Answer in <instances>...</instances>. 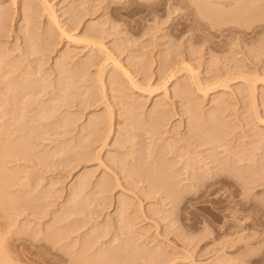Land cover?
I'll return each instance as SVG.
<instances>
[{"label": "rangeland", "instance_id": "obj_1", "mask_svg": "<svg viewBox=\"0 0 264 264\" xmlns=\"http://www.w3.org/2000/svg\"><path fill=\"white\" fill-rule=\"evenodd\" d=\"M29 1L0 0L1 8L11 9L0 20V144L22 139L29 146L9 152L2 162L10 176L2 191L7 199L0 208V250L9 262L93 264V254L106 252L96 264H264V0H244L258 9L249 18L232 7L215 15L219 5L205 0H48L58 19L49 17L54 15L46 4L47 14L45 0ZM116 58L143 89L131 86ZM74 66L80 71H71ZM83 69L86 81L79 78ZM99 70L106 83L97 77ZM167 70L177 75L162 85ZM183 86L189 87L195 112L174 91ZM156 101L167 103L161 105L167 114L151 113ZM149 113L160 121L170 115L168 124L160 123L166 133L175 129L172 136L163 137L161 127L155 131L163 134L152 136ZM190 115L194 121H187ZM98 116L106 124L113 118L104 126L113 128L107 129V143L103 127L101 139L97 134L104 125ZM187 125L208 129L211 135L204 137L213 134L209 141L216 142L204 141L201 127L199 134L193 130L196 135L188 131L189 139L200 138L196 144L209 143L196 150L192 138L193 152L178 142L193 152L183 149L189 162L180 154L182 146L172 144ZM168 146L181 157L174 161L177 153H168ZM200 173L207 183L195 188ZM154 180L179 184L184 192L172 197ZM58 232L55 241L48 239Z\"/></svg>", "mask_w": 264, "mask_h": 264}, {"label": "bare ground", "instance_id": "obj_2", "mask_svg": "<svg viewBox=\"0 0 264 264\" xmlns=\"http://www.w3.org/2000/svg\"><path fill=\"white\" fill-rule=\"evenodd\" d=\"M11 1H12V0H11ZM28 1H29V0H28ZM47 1H48V0H45V2H44V1L42 0L41 3L44 2V4H45L44 7L48 5V6H47V9H49L48 11H50L51 13H52V12H55V10H52V11H51V9H52L53 6L51 5V7H49V6H50V3H48L49 1H48V2H47ZM191 1H192V2L201 3L203 0H191ZM205 1H206V2H207V1H209V2L211 1V4L219 5L218 8H216V9L214 8V9H215V12H214L215 15H216V11H217V12H218V11H219V12L221 11V12L223 13V12H224L223 9H224L225 7H229V8L232 7L231 9H235V8H236L235 10H241V9H242L243 11L245 10L244 13L246 14V17H248V16L251 17L253 14H257V13H258V12H257L258 9H253V8H249V7L245 6V5H244V4H245V1H244V0H243V1H244L243 5H242V2H243V1H241V0H215L217 3H216V2L212 3L213 0H205ZM16 2H17V0H15V4H17ZM31 2H32V0H31ZM33 2H34V1H33ZM38 2H39V1H38ZM240 2H241V3H240ZM23 3H24V2H23ZM25 3H26V2H25ZM25 3H24V4H25ZM28 3H30V1H29ZM39 3H40V2H39ZM31 4H32V3H31ZM46 4H47V5H46ZM25 5L27 6V3H26ZM28 5H29V4H28ZM235 5H237V7H235ZM239 5H242V8H241V7H238ZM0 6H2V5H0ZM14 6H15V5H14ZM26 6H24V7L27 9ZM244 6H245L246 8H245ZM28 7H32V8H33V6H30V5H29ZM44 7H43V8H44ZM220 7H221V8H220ZM243 7H244L245 9H243ZM5 8H6V7H5ZM25 8H24V9H25ZM239 8H240V9H239ZM247 8H249V9H247ZM15 9H16V8H15ZM29 9L32 11L31 8H29ZM44 9L47 11L46 7H45ZM221 9H222V10H221ZM10 10H11V9H10ZM10 10H9L8 12H10ZM30 10H29L28 12H27V10H25V11H26V15H27L29 12H31ZM34 10H35V9H34ZM260 10H261V9H259V11H260ZM15 11H16V10H15ZM23 11H24V10H23ZM48 11H47V14H48ZM243 11H241L242 13L240 12L242 15H243ZM8 12H7L6 9H4V7H2V8L0 7V16H1V17H2V16L4 17L5 15H7ZM16 12H17V11H16ZM16 12L13 13V14L16 15ZM219 12H218V13H219ZM256 12H257V13H256ZM22 13H24V12H22ZM51 13H50V15H51ZM235 13H236V12H235ZM13 14H12V15H13ZM17 14H18V12H17ZM30 14L32 15V13H30ZM34 14H35V13H34ZM245 14H244V16H245ZM258 14H259V13H258ZM10 15H11V14H10ZM24 15H25V14H24ZM35 15H36V14H35ZM52 15H54V16H49V17H52L53 19H58L57 17H55L56 14L52 13ZM217 15H221V14L219 13V14H217ZM222 15H223V14H222ZM253 16H254V15H253ZM8 17H10V16L7 15V16L5 17L4 20H2V19H0V20H1V21H6V20L8 19ZM28 17H29V15H28ZM28 17H27V18H28ZM246 17H244V18H246ZM6 18H7V19H6ZM23 18H24V16H23ZM248 18H249V17H248ZM50 19H51V18H50ZM53 19H51V20L53 21ZM34 20H35V19H34ZM1 21H0V22H1ZM12 21H13V20H12ZM20 21H21V19H20ZM54 21H55V20H54ZM34 22H35V21H34ZM55 22H58V20L55 21ZM28 23H30V21H29ZM35 24H36V22H35ZM55 24H57V23H55ZM6 25H7V24H6ZM22 26H23V25H22ZM26 26H27V25H26ZM31 26H33V25H31ZM34 26H35V25H34ZM19 27H20V26H19ZM1 28H2V27H1ZM26 28H27V27H26ZM31 28H32V27H31ZM33 28H34V27H33ZM59 28H60V27H59ZM59 28H58V29H59ZM61 28H62V26H61ZM56 29H57V26H56ZM2 30H3V29H2ZM21 30H22V29H21ZM60 30H61L62 32L64 31L63 29H60ZM27 31H28V30H27ZM51 31H52V30H50V32H51ZM48 32H49V31H48ZM62 32H61V34L63 35L64 33H62ZM23 33H24V32H23ZM33 33H34V32H33ZM28 34H29V33H28ZM50 34H51V33H50ZM50 34H49V35H50ZM67 34H68V33L65 32L64 35H66V36H69V35H70V34H69V35H67ZM51 35H52V34H51ZM66 36H65V37H66ZM72 36H73V35L69 36V38L72 37ZM29 37H30V36H29ZM29 37H28V39H29ZM48 37H49V36H48ZM52 38H53V37H52ZM52 38H50V39H52ZM30 39H31V38H30ZM71 39H72V38H71ZM73 39H74V38H73ZM76 40H77V39H76ZM76 40H75V41H76ZM28 41H29V40H28ZM49 42H50V41H49ZM87 43H88V42H87ZM89 43H90V42H89ZM97 43H98V42H97ZM32 44H33V43H32ZM93 44H94V43H93ZM95 44H96V42H95ZM33 46H34V45H33ZM33 46H32V47H33ZM98 46H99V45H98ZM102 46H103V45H102ZM100 47H101V46H100ZM102 48H103V47H102ZM104 48H105V47H104ZM98 50H99V49H98ZM100 50H101V49H100ZM106 50H108V49H106ZM106 50H104V51H106ZM104 51H103V54L105 53ZM0 52L2 53V51H0ZM106 52H107V51H106ZM66 53H67V52H66ZM108 54H109V55H108V57H109L111 53H108ZM3 55H4V54H3ZM62 55H63V54H62ZM67 55H68V53H67ZM67 55H65V56H67ZM105 55H106V54H105ZM106 56H107V55H106ZM106 56H105V58H106ZM63 57H64V55H63ZM63 57H62V58H63ZM72 57H73V56H72ZM74 57H75V56H74ZM108 57H107V58H108ZM112 57L114 58L113 54H112V56H111L110 59H112ZM69 58H70V57H69ZM72 59H73V58H72ZM108 59H109V58H108ZM110 59H109V60H110ZM113 60H114V59H113ZM116 60H117V58L114 60V63H115V65H116V67L118 66V67H119L118 69H120L122 64L119 63L118 60H117V61H116ZM65 61H66V60H65ZM72 61H73V60H72ZM107 61H108V60H107ZM107 61H106V62H107ZM14 62H15V60H14ZM59 62H60V61H59ZM59 62H58V64H59ZM70 62H71V61H70ZM10 63H12V62L10 61ZM62 63H63V62H62ZM79 63H80V62H79ZM79 63L77 64V66L79 65ZM83 63H84V62H83ZM114 63H113V65H114ZM8 64H9V63H8ZM14 64H15V63H14ZM42 64H43V63H42ZM60 64H61V63H60ZM64 64H65V63H64ZM39 65H40V64H39ZM55 65H57V64H55ZM61 65H63V64H61ZM61 65H57L58 67H57V66H56V67L59 68V66H61ZM80 65H81V64H80ZM80 65H79L78 67L81 69L82 67H81ZM111 65H112V64H111ZM11 66H12V65H11ZM37 66H38V64H37ZM70 66H71V64H70ZM77 66H74V67L71 69V71H72L74 68L76 69ZM16 67H17V66H16ZM64 67H65V68H64V74H65V73H66V70H67V69L69 70V67H67V66H65V65H64ZM78 67H77V68H78ZM114 67H115V66H114ZM187 67H190V66L188 65ZM60 68H61V67H60ZM66 68H67V69H66ZM70 68H71V67H70ZM79 68H78L77 70L80 71ZM84 68H85V67H84ZM38 69L40 70V66H39ZM38 69H37V70H38ZM41 69H42V68H41ZM75 69H74V70H75ZM116 69H117V68H116ZM37 70H36V71H37ZM44 70H46V69H44ZM57 70H59V69H57ZM74 70H73V71H74ZM83 70H84V71H83ZM83 70H81V71H83V73L81 72L82 74H81V73L79 74V76H80L79 78H81L82 80L86 81L87 79H85V78H86V76H88V75H85V76H84V73H85L86 69H83ZM102 70H104V72H106L105 69H104V67H103ZM120 70H121V72H122V70H125V69L122 67ZM177 70H178V69H177ZM191 70H192V69L189 68L188 71L190 72ZM60 71H61V72L63 71V67L60 69ZM79 71H78V72H79ZM125 71H127V70H125ZM169 71H170V70H169ZM37 72H39V71H37ZM37 72H36V73L34 72V73L37 74ZM40 72H41V71H40ZM43 72H44V71H43ZM45 72H46V71H45ZM67 72H68V71H67ZM74 72H75V71H74ZM86 72H87V71H86ZM99 72H101V73H98V75L96 74L97 77H98L100 74H104V72L101 71V70H99ZM102 72H103V73H102ZM167 72H168V70H167ZM191 72H192V71H191ZM28 73H29V75L31 74L30 72H28ZM28 73H27V74H28ZM123 73L126 75V78L128 77L127 79H129L130 83L132 84V85H131V84H130V85H131V86H133V85L135 86V87H133V88H136V89H137V87H138V88H140V89H143V88L141 87V85H139V86L137 85V83H139V81H135V79H134L133 77H131L132 74L129 75V70H128L127 72H123ZM130 73H131V72H130ZM86 74H88V73H86ZM168 74H169V75H168V79H167V81H166L165 83L163 82L164 84H162V85H166V83H167L171 78H173L174 76L177 75L176 71H174V70H171L170 72H168ZM196 74H197V73H196ZM31 75H33V72H32ZM31 75H30V76H31ZM65 75H68V74H65ZM166 75H167V74H166ZM62 76H63V75H62ZM100 76L102 77L103 75H100ZM191 76H192V77L195 76V81H196V83H198V85H199L198 87L202 88V87H201L202 82H200L202 79L200 80V79H199L200 77L198 78L197 75H194V74H193V72L191 73ZM63 77H65V76H63ZM63 77H62V78H63ZM82 77H84V78H82ZM101 77H99L100 79L98 80V82H100V83H102L101 81H104V80H103V77H104V76L102 77V80H101ZM192 77H191V79H192ZM62 78H61V80H62ZM65 78H67V77H65ZM63 79H64V78H63ZM95 79H96V78H95ZM97 79H98V78H97ZM198 79H199L200 81H198ZM64 80L66 81V79H64ZM64 80H63V81H64ZM100 80H101V81H100ZM193 80H194V77H193ZM263 80H264V79H263ZM65 81H64V83H66ZM197 81H198V82H197ZM33 82H34V81H33ZM104 82H105V81H104ZM104 82H103V84H101V85H105L106 82H105V83H104ZM199 82H200L201 84H200ZM60 83H62V81H61ZM64 83H63V84H64ZM96 83H97V82H96ZM193 83H194V82H193ZM196 83H194V84H196ZM224 83H225V82H224ZM253 83H254V82H253ZM14 84H16V82H15ZM14 84H11V86H13ZM31 84H32V83H31ZM31 84H30V85H31ZM63 84H62V85H63ZM139 84H140V83H139ZM248 84H249V83H248ZM66 85H68V84L66 83ZM136 85H137V86H136ZM196 85H197V84H196ZM223 85H224V84H223ZM225 85H227V84H225ZM254 85H255V84H254ZM64 86H65V84H64ZM186 86H187V85H186ZM186 86H183V87H181V88L177 87L178 89L175 88L174 91L176 90L175 93L177 94V96H180V98L182 97V99H183V98H184V99L186 98V99L188 100V101H187V104L185 103V105L187 106V107L185 106L186 109H187V110L189 109V111L193 109V112H195V111H196V109H194L195 104L192 102L193 100H192L191 97H190L191 92H190V90H189V87L187 88ZM188 86H189V84H188ZM202 86H203V85H202ZM41 87H43V86H41ZM98 87H99V86H98ZM100 87H101V86H100ZM105 87H106V86H105ZM150 87H151V86H150ZM162 87H163V86H162ZM164 87H165V86H164ZM198 87H197V89H198ZM253 87H254V86H253ZM13 88H15V89H19V87L17 88V86H14ZM66 88H68V87L66 86ZM66 88H63V89H65V90H62L61 87H60V89H61L62 91H65V92H66V90H67ZM101 88H103L102 90L104 91V87H101ZM200 88H199V89H200ZM251 88H252V87H251ZM254 88H255V87H254ZM254 88H252V89H254ZM15 89H14V91H15ZM148 89H149V88H148ZM148 89H147V90H148ZM167 89H168V88H166L165 91L168 93V90H167ZM203 89L206 90L205 88H203ZM203 89H201L200 91H202ZM248 89H250V88H248ZM12 90H13V89H12ZM254 90H255V89H254ZM254 90H252V92H251L252 95H255V92H256V91H254ZM103 91H101V92H102V93H101V94H102V97H103V98H106V95H104L105 97L103 96V94H105V91H104V93H103ZM150 91H151V90H150ZM200 91H199V92H200ZM166 92H165V93H166ZM249 92H250V91H249ZM14 93H15V92H14ZM253 93H254V94H253ZM176 94H175V95H176ZM15 95H16V93H15ZM165 95H166V94H165ZM252 95H251V96H252ZM248 96H249V95H248ZM15 97H16V96H15ZM222 97H223V99H224V96H222ZM222 97H221V98H222ZM60 98H61V96H60ZM217 98H220V97H217ZM217 98H216L217 102L222 101V99H221V100L219 99V101H218ZM61 99H64L63 101L65 102V97H64L63 95H62V98H61ZM184 99H183V100H184ZM214 99H215V98H214ZM214 99H213V102H214ZM53 100H54V99H53ZM103 100H104V99H103ZM54 101H55V100H54ZM161 101H162V100H161ZM161 101H160V102H161ZM253 101H256V96H252V102H253ZM60 102H62V101H60ZM64 102H63V104H64ZM182 102H183V101H182ZM56 103H57V102H56ZM154 103H156V104H154V105H156V106H155V107H152V109L154 108L153 110L151 109V113H154V114L157 113L158 111H161L162 109H164V108H162V107H165V104H167V103H165L164 106H163V105H162L163 102H162V103H159V102L156 101V102H154ZM214 103H216V102H214ZM63 104L60 103V105H62V106H63ZM65 104H66V103H65ZM65 104H64V105H65ZM217 104H219V103H217ZM221 104H222V103H221ZM53 105H54V104H53ZM60 105H59V106H60ZM161 105H162V107H161ZM62 106H61V107H62ZM51 108H52V107H51ZM161 108H162V109H161ZM195 108H196V107H195ZM57 109H58V108H57ZM221 109H222V107H221ZM59 110H60V109H59ZM165 110H166V109H165ZM187 110H186V111H187ZM62 111H63V110H62ZM67 111H68V110H67ZM162 111H163V110H162ZM162 111H161L160 114L165 115L166 112H163V113H162ZM181 112H182V111H181ZM214 112H215V111H214ZM151 113H149V115H150ZM158 113H159V112H158ZM189 113H190V112H189ZM202 113H203V111H202ZM166 114H167V113H166ZM181 114H182V113H181ZM194 114H196V113H194ZM200 114H201V113H200ZM200 114H198V115H200ZM204 114H205V112H204ZM214 114H215V113H214ZM152 115H153V114H151V117H150V116L148 117V115H146L147 118H150L149 121H148L147 119H146V120H147V122H149V125H150V124L153 125V126H152L153 128H154L155 126H157V127L154 128V130H153L152 127L150 128L154 133H152V131L149 132V133H147V135L150 134V133H152L151 135L153 136V134H156L155 132H157V130H158V129H157V130L155 131L156 128L161 127V128H159V129H161V130H163L164 128H167L164 124L162 125V126H163V127H162L160 122L162 121V122L164 123V121H165L166 124H168V122H167V118H168L170 115H169V116L167 115L168 117H166V120H165L164 118H162L163 116H161V118H162L161 121H160V118H159V117H160L159 114H158L159 116L156 115V117H158V118H156L154 115H153V116H152ZM191 115H192V117H193V114H191ZM191 115L188 117L187 121L189 120V118H190V120H192V121L195 120V118H192ZM206 115H207V113H206ZM212 115H213V114H212ZM194 116L197 118V115H194ZM98 117H99V116H98ZM98 117H95L96 121H97V118H98ZM141 117H142V116H141ZM258 117H259V116H258ZM99 118H101V119H100L98 122H100V121L103 119L102 116L99 117ZM99 118H98V119H99ZM152 118H154L155 120L152 119ZM191 118H192V119H191ZM199 118H202V117L199 116ZM212 118H213V117H212ZM62 119H63V120H64V119L67 120L68 118H67V119H66V118H62ZM110 119H111V120H110ZM110 119L107 120V124H106V122L104 123V121H103L104 119H103L102 121H103V124H104V125H103V124H102L103 126H100V125H99V127H98V124H97L98 122H95V127H96V125H97L98 129H99L100 127H103V128L105 129V127H104L105 124H106V126H107V125L110 123V122L108 123V121H112L113 118L111 117ZM142 119H143V118H142ZM144 119H145V118H144ZM151 119L153 120L152 122H151ZM163 119H164V120H163ZM168 119H169V118H168ZM203 119H204V118H203ZM210 119H211V118H210ZM65 120H64L63 124L65 123V124L67 125V123H66ZM92 120H93V119H92ZM199 120H200V119H199ZM199 120H198V122H200ZM208 120H209V118H208ZM211 120H213V119H211ZM259 120H260V119H259ZM67 121H68V120H67ZM94 121H95V120H94ZM142 121H143V120H142ZM168 121H169V120H168ZM192 121H189V122H187V123L189 124V123L191 122V124H192V123H193ZM204 121H205V120H204ZM261 121H262V120H261ZM92 122H93V121H92ZM196 122H197V120H196ZM196 122H195V123H196ZM206 122H207V121H206ZM210 122H211V121H210ZM68 123H69V122H68ZM72 123H73V122H72ZM72 123H70L69 125L71 126ZM93 123H94V122H93ZM112 123H113V122H112ZM112 123H111V124H112ZM142 123H143V122H142ZM195 123H193L191 126L193 127L194 125H196ZM99 124H100V123H99ZM66 125H61V127L66 126ZM69 125H68V126H69ZM142 125L144 126L145 124H142ZM146 125H147V123H146ZM151 125H150V126H151ZM189 125H190V124H189ZM199 125H200V124H199ZM203 125H204V124H202V126H203ZM208 125H209V127L212 126V125L210 126V123H209V122H208ZM93 126H94V124H93ZM204 126H205L204 128H206V123H205ZM66 127H67V126H66ZM84 127H85V126H84ZM97 127H96V128H97ZM109 127H110V129H113V128H111V127H112L111 125H109ZM109 127H107V129H108ZM192 127H191V129H189V128H188V125H187V128H188L189 130L186 128V129H187V132H186V133H184V131L182 130V132H183L184 134H183V133H180V130L176 129V131L178 130L179 133H180L181 135L175 131L177 134H174V135H177V136H176L177 139L174 140V138L172 137V138H173V143H172V144H173V148H175V147H174V145H175L174 142L176 143V141H177V145H178L179 143L181 144V142L184 141V142H185V145H187L186 147L189 146V147H191V149L193 148V147H192L193 145H192V143L190 142V140H192L193 137H192L191 139H189L191 136L189 135V132H188V131H190V133H191V131L194 132L193 130L196 131V130L199 129L201 126H200V127L198 126V128H195V127H194L193 130H192ZM131 128H132V127H131ZM133 128H134V127H133ZM201 128H202V129H201ZM201 128H200V130H204L203 127H201ZM207 128H208V126H207ZM104 129H103V130H104ZM107 129L104 130V131H105L104 134H105L106 131H107V133H106L107 135L105 134L106 136L103 134V135H104V140H106L108 137H110V136H108V135H110L109 132H111V130L109 131V130H107ZM150 129H149V131H150ZM209 129H210V128H209ZM103 130H100V129H99L100 132L97 133V134H99L100 139H101V137L103 136V135H100V134L103 133V132H102ZM133 130H134V129H133ZM173 130H175V129H173ZM173 130H172V131L170 130L171 133H170L169 131H168V133H166L167 130L164 129V130H163V131L165 132L164 134H163V132H161L160 130H158V131H160V133L163 134V135H162L163 137H164V136L166 137L165 134L168 135L169 133H170L171 136H172V132H174ZM205 130H206V129H205ZM205 130H204V134H203V136H202V132H203V131H201L200 137L202 136L203 138H202V137H201V138L204 139V141H206L207 139H208L207 141H209V137H210L209 134L211 135V133L208 131V132H209V134H207L208 137L205 138L204 135H206V133H208V132H207L208 129H207L206 131H205ZM97 131H98V130H97ZM97 131H96V132H97ZM115 132H116V131H115ZM118 132H119V131H118ZM133 132H134V131H133ZM146 132H147V130H146ZM196 132H198V134H199V131H196ZM196 132H194L193 134L196 135V134H195ZM93 133H95V132H92V134H93ZM131 133H132V132H131ZM135 133H136V132H135ZM160 133H159V134H160ZM95 134H96V133H95ZM118 134H119V133H118ZM133 134H134V133H133ZM178 134H179V135H178ZM198 134H197V137L199 136ZM214 134H215V133H214ZM88 135H89V133H88ZM90 135H91V134H90ZM111 135H112V133H111ZM156 135H157V134H156ZM188 135L190 136L189 138H188ZM216 135H217V134H216ZM216 135H214V136H216ZM99 136H98V137H99ZM107 136H108V137H107ZM131 136H132V135H131ZM154 136H155V135H154ZM158 136H159V135H158ZM160 136H161V134H160ZM162 136H161V137H162ZM212 136H213V134H212ZM212 136H211L210 138H212ZM217 136H218V135H217ZM105 137H106V138H105ZM161 137H160V139H161ZM163 137H162V139H163ZM174 137H175V136H174ZM114 138H115V137H114ZM151 138H152V137H151ZM194 138H195V137H194ZM194 138H193V142L196 141V142H194L195 145H197V146L200 145V146H201V144H202V145L204 144V143H203V142H204L203 140H202L203 142H201V144H196V143H199V142H200V141H199L200 138H198V139L196 138V140H194ZM213 138H214V137H213ZM213 138H212L211 140H213ZM219 138H221V137H218V139H219ZM93 139H94V137H93ZM93 139H92V140H93ZM165 139H166V138H165ZM167 139H168V137H167ZM167 139H166V141H167ZM205 139H206V140H205ZM214 139H215V138H214ZM21 140H22V139H20V141L14 140V141H17V142H14V143L11 142V143H8V144H7V142H6V143H3V144H0V208H2V206H3V205L5 204V202H6L5 199H7V194L4 195V193H3L4 190H6V189L4 188V186H5L4 184L6 183L7 179L9 178L8 176H10V175L6 174L5 170H6L7 168H5V167L3 166L5 163L2 164V162H4V158H5L6 155L8 156L9 152H19V151H22V150H26V149H28V148H27L28 145H26V144H27L26 141L23 142V141H21ZM104 140H103V138H102V140H99V141H102V142H103ZM153 140H154V139H153ZM197 140H198L199 142H197ZM216 140H217V139H216ZM97 141H98V140L96 139V142H97ZM107 141H108V140H106L105 142L107 143ZM170 141H171V140H170ZM170 141H169V142H170ZM180 141H181V142H180ZM207 141H206V142H207ZM220 141H221V139H220ZM94 142H95V140H94ZM105 142L102 143V146H103V145L106 146V143H105ZM167 142H168V141H167ZM178 142H179V143H178ZM209 142H210V141H209ZM116 143H117V142H116ZM186 143H187V144H186ZM210 143L212 144V143H216V142H215V141H214V142L211 141ZM152 144H153V143H151V145H152ZM180 144H179V145H180ZM206 144H207V143H206ZM206 144H204V145H206ZM153 145H154V144H153ZM153 145H152V146H153ZM179 145H178V146H179ZM190 145H192V146H190ZM207 145H209V143H208ZM219 145H221L220 142H219ZM219 145H217V147H219ZM170 146H172V145H170ZM175 146H176V145H175ZM181 146H182V147H181ZM183 146H184V144L179 146V147L182 148V149L179 148V149L181 150V152H182L183 149L185 148V147H183ZM197 146L194 147L196 150H198L197 148H199V146H198V147H197ZM214 146H215V145H214ZM223 146H224V145H223ZM28 147H29V146H28ZM154 147H156V146H154ZM149 148H151V147H149ZM152 148H153V147H152ZM168 148H169V146L167 147V149H168ZM171 148H172V147H171ZM171 148L168 149V150H166V151H167L168 153H171V151L174 152L175 150H174L173 148H172V149H171ZM176 149H178V147H177ZM185 149H186V151H187L186 153L191 152V153H192L191 155H194V154H193V152H194L193 149H192L193 152H192L191 150H188L187 148H185ZM189 149H190V148H189ZM195 149H194V150H195ZM213 149H214V148H213ZM149 150H152V151H151L152 154H155V152H156V151L154 150V148H153V149H149ZM153 150H154L155 152H154ZM196 150H195V153H196ZM245 150H246V149H245ZM245 150H244V151H245ZM247 150H248V148H247ZM166 151H165V153H164V156L167 155V154H166ZM169 151H170V152H169ZM178 151H179V150H178ZM225 151H227V150H225ZM151 152H149V154H150ZM153 152H154V153H153ZM175 152L177 153V151H175ZM197 152H198V151H197ZM240 152H241V151H240ZM158 153H159V152H158ZM158 153L155 154L154 156H156V155L158 156ZM179 153H180V151H179ZM179 153L176 154V155H177L176 157H175V156H172L171 158H172V159H173V158H177V157L179 158V155L181 154L182 157H185V156L187 155V157H185V158L187 159V158L189 157V155H190V154H189V155L186 154L184 151H183V154H184V155H183L182 153H180V154H179ZM236 153H237V152H236ZM245 153H248V152L245 151ZM149 154H148V155H149ZM171 154H173V153H171ZM178 154H179V155H178ZM198 154H199V153H198ZM237 154H239V152H238ZM237 154H236V155H237ZM241 154H242V152H241ZM168 155H169V154H168ZM181 155H180V157H181ZM236 155L234 154V157H235ZM244 155H246V154L243 153V156H242V157H245ZM7 156H6V157H7ZM200 156H201V155H200ZM200 156H199V157H200ZM239 156H240V154H239ZM247 156H248V154H247ZM147 157H148V156H147ZM150 157H152V159H153V156H152L151 154H150V156H149L148 158H150ZM161 157H162V156H161ZM167 157H168V156H166L165 160L167 159ZM169 157H170V155H169ZM169 157H168V158H169ZM240 157H241V156H240ZM240 157H238V159H241ZM154 158H156V157H154ZM189 158H190V157H189ZM189 158H188V161L186 160L187 162H189V160H190ZM191 158H192V156H191ZM150 159H151V158H150ZM161 159H164V158H161ZM172 159L169 158L170 162L172 161ZM180 159H181V158H180ZM192 159L194 160V158H192ZM238 159H237V160H238ZM242 159H243L244 161L241 160L240 162H246L245 160H247V158H245V159L242 158ZM169 160L167 159V162H169ZM173 160L175 161V159H173ZM176 160H177V159H176ZM201 160H202V159H201ZM217 160H218V158L216 159V161H217ZM227 160H228V159H227ZM5 161H6V159H5ZM151 161H153V160H151ZM178 161H181V160H178ZM178 161H176V162H178ZM186 161H185V162H186ZM228 161H229V160H228ZM238 161H239V160H238ZM247 161H248V160H247ZM149 162H150V161H149ZM154 162H155V161H154ZM181 162H182V161H181ZM200 162H201V161H200ZM223 162H224V161H223ZM233 162H234V161H233ZM235 162H236V161H235ZM6 171H7V170H6ZM7 172H8V171H7ZM8 173H9V172H8ZM203 174H204V173H203ZM203 174L200 173L201 176H200V175L198 176V175L196 174L195 177H196V176H197V177H196L195 179L193 178V179H194L193 181H195V183L193 182V185H194L195 188H196V186L198 187V186H201V185L207 183V179H208V178L205 177ZM7 175H8V176H7ZM131 178H132V177H131ZM191 178H192V177H191ZM191 178H190V179H191ZM148 179H150V178L148 177ZM8 180H9V179H8ZM86 181H87V180H86ZM86 181H83L82 184H83V185H87L88 182H87L86 184L84 183V182H86ZM81 182H82V180H81ZM81 182H80V184H81ZM99 182L102 183L103 181H99ZM7 183H8V182H7ZM152 183H154L156 187L160 188V190L162 189L161 187H164V189L166 190V192H167L170 196H172V197L179 196L180 193L184 192V191H179V189H177L179 184L176 186V185H173V184H170V183L160 182V181H158V180H154V182H152ZM78 184H79V183H78ZM78 184H76V187H78V186H77ZM80 184H79V185H80ZM82 184H81V185H82ZM81 185H80V187H81ZM83 185H82L81 188H83ZM98 185H99V184H98ZM118 185H119V184H118ZM191 185H192V184H191ZM193 185H192V186H193ZM6 186H7V185H6ZM99 186L102 187L103 184H102V185H99ZM192 186H191V187H192ZM76 187H75V190L77 189ZM80 187L77 189V192H78V190L80 189ZM176 187H177V188H176ZM189 187H190V186H189ZM3 188H4V189H3ZM84 188H85V187H84ZM103 188H104V190L108 189V187L106 188V186H103L102 189H103ZM105 188H106V189H105ZM100 190H101V189H100ZM104 190H102V191L105 192ZM108 190H109V189H108ZM2 191H3V192H2ZM80 191H82V189H80ZM106 192H107V190H106ZM6 193H7V192H6ZM78 193H79V192H78ZM75 194H76V193H75ZM9 196H10V195H9ZM10 197L13 198L14 196H12V194H11ZM14 199H15V198H14ZM16 199H17V198H16ZM118 199H119V198H118ZM8 200H9V202H10V201H11V198H10V199L8 198ZM15 201H16V200H14V202H15ZM7 202H8V201H7ZM16 202H17V201H16ZM118 202H119V201H118ZM122 202H123V201H122ZM122 202H119V204H122V205H123ZM125 203H126V206H128V203H127V202H125ZM2 204H3V205H2ZM6 204H7V203H6ZM7 205H8V204H7ZM7 205H5V206L3 207L2 210H4V208H5ZM9 205H10V203H9ZM124 205H125V204H124ZM124 205H123V206H124ZM120 207H121V206H120ZM7 209H8V207H7ZM120 209H122V208H120ZM119 211H121V213L123 214L122 210H119ZM121 213H120V214H121ZM122 214H121V215H122ZM120 217H121V216H120ZM121 219H125V218L123 217V218H121ZM58 235H59V232L56 233V234H54V235H52V236H50L48 239L50 240L51 237H52L51 240H52V242H53V241L56 240V237H57ZM53 237H54V238H53ZM54 239H55V240H54ZM0 240L2 241V239H0ZM1 241H0V242H1ZM1 245H2V242H1ZM126 245H127V244H126ZM125 247H126V246H125ZM127 248H128L129 250H130V249L132 250V248H131V244H130V246H129V244H128ZM105 253H106V252H104V253L100 252V253H97V254H93L94 256L91 257V258H92L91 260L93 261V264H96V262H103L102 259L107 258V255H106ZM120 255H121V253H117V254H115V256H120ZM8 256H10V255H7V256H6V255L3 254V252L0 250V264H13V263L9 262V261H11V260H8V259H10ZM112 256L114 257V254H113ZM80 257H81V256H80ZM78 258H79V257H78ZM83 258H84V257H83ZM83 258L81 257V259H83ZM81 259L79 260L80 263L84 261V259H83V260H81ZM88 259H89V258H88ZM77 262H78V261H77Z\"/></svg>", "mask_w": 264, "mask_h": 264}]
</instances>
